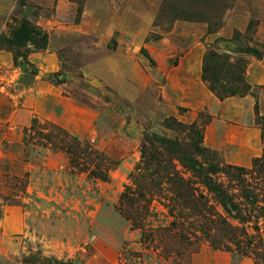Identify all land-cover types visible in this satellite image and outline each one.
Returning <instances> with one entry per match:
<instances>
[{"label":"rangeland","instance_id":"1","mask_svg":"<svg viewBox=\"0 0 264 264\" xmlns=\"http://www.w3.org/2000/svg\"><path fill=\"white\" fill-rule=\"evenodd\" d=\"M229 2L208 35L206 23L180 19L195 1L0 0V264H255L249 247L264 246V167H253L264 157L256 126L264 118V0ZM164 3L175 9L170 22L158 20ZM23 21L45 38L41 49L11 43ZM234 32L239 44L218 42ZM254 43L263 57H244L252 95L223 106L229 99L219 102L201 81L205 50L230 54ZM236 107L241 120L231 121ZM200 113L211 118L204 147L244 171L242 182L231 172L213 176L237 211L196 180L202 204L187 209L181 180L191 173L175 159L166 177L145 178L141 193L133 181L145 138L173 139L165 120L189 125ZM51 126L80 148L65 150ZM136 191L133 207L120 206Z\"/></svg>","mask_w":264,"mask_h":264},{"label":"trees","instance_id":"2","mask_svg":"<svg viewBox=\"0 0 264 264\" xmlns=\"http://www.w3.org/2000/svg\"><path fill=\"white\" fill-rule=\"evenodd\" d=\"M196 2V6L190 7L189 15H185L180 19L189 22H204L207 25V34H215L220 29L218 20L220 15L225 10L231 7L229 0H189L191 4ZM198 10H200L198 12ZM175 9L169 7V5L162 4L160 12L158 13V20L172 21L175 19ZM253 27V23L250 22L248 30ZM240 33L234 32L230 40L219 39V43L232 44L240 43ZM252 40H250L251 42ZM45 38L32 27L29 23L23 21L14 34L11 43L17 47L32 44L36 49H41L45 45ZM2 43V44H1ZM4 42L0 41V47L4 48ZM230 54L220 53L218 48L214 46H207L205 54L202 59L201 68V81L206 85L208 91L219 101L223 102L229 98L238 97L244 98L248 95H252L251 87L245 81L246 62L244 57H252L257 60H261L263 57L262 49L258 43H254L253 46H236L235 49L228 50ZM33 73V72H32ZM34 75V74H33ZM51 81V80H50ZM55 85L63 83L62 80L51 81ZM257 112V108H255ZM211 122V118L208 115L202 113L197 115L196 120L189 124L183 125L177 123L175 120H165L163 126L166 130L174 133L173 139L166 137L151 136L145 138L144 145L141 149V163L138 167V173L133 176V181L137 184L138 192L141 193L145 178L149 177L152 179L166 177V175L172 171L173 160L175 159L182 165L188 172L191 173L193 180H186L182 182L183 191L182 195L185 198V205L187 209L194 210L199 208L202 204V196H196V188H194L195 180L196 183L203 186L208 190L209 193L214 194L220 201L221 206L227 212L237 211L236 206L232 201L220 190L213 180V176L218 172L223 171L224 174L231 172L239 182H242L241 176L243 170L241 168H233L230 166L222 165V162L218 160L216 153L208 150L203 145L204 141V129ZM256 126L260 129V140H264V118L257 115ZM33 129V127L31 128ZM52 137L56 141H67V147L65 150H69V147L80 148L76 142V139L70 138L67 134L62 132L59 128L51 126ZM51 135V134H50ZM49 135V136H50ZM84 150V148H82ZM88 148H85L87 151ZM84 150L83 154L92 156L91 152ZM80 152L81 150H76ZM83 152V151H82ZM94 157L98 160L97 168H101L100 162L103 159ZM106 160V159H105ZM104 162V161H103ZM262 165L264 167V157L262 160H255L253 167ZM221 166V168H220ZM101 170V169H100ZM94 171L91 172V174ZM101 181H106V177L102 174L98 175ZM171 183V181H168ZM196 185V184H195ZM136 191L132 193L123 194L120 198V206L130 207L135 201L133 197L140 194ZM250 198V197H249ZM253 198V197H252ZM250 198V199H252ZM133 207V206H132ZM262 210V209H261ZM264 213V212H263ZM203 219V216L199 214ZM264 216V214H263ZM237 219L242 221L241 214H236ZM249 253L252 255L255 264H264V246L261 242L258 246L252 247L250 245ZM33 258V257H32ZM25 259L26 264H46L45 260L40 259L38 262L36 259ZM56 264V263H54Z\"/></svg>","mask_w":264,"mask_h":264},{"label":"crops","instance_id":"3","mask_svg":"<svg viewBox=\"0 0 264 264\" xmlns=\"http://www.w3.org/2000/svg\"><path fill=\"white\" fill-rule=\"evenodd\" d=\"M229 100H230V101H229ZM229 100L225 101V102L223 103V106L226 105L225 103H230L231 101H234V100H232V99H229ZM239 101H241V103H242V102H244L245 104L247 103L248 105L250 104V100H239ZM248 101H249V102H248ZM211 103H212V102H211ZM234 103H235V104H234L235 106H236V104H237L239 107H240V105L243 106V104H238V103H236V101H235ZM202 104H203L204 106H206V108L209 109L210 111L212 110V109H210V107H209V104H210V103H205L204 101H202ZM239 107H236V109H237L236 114H235V115L232 114L233 117H231V121H239V120H241V112H240V110H239ZM249 131H250V133L252 134V136H254L253 138L257 140V135H256L255 131H254V132H252L251 130H249Z\"/></svg>","mask_w":264,"mask_h":264}]
</instances>
